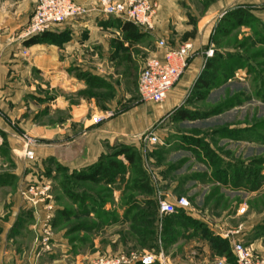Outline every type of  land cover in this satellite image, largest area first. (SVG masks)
<instances>
[{"label": "rangeland", "instance_id": "374dc122", "mask_svg": "<svg viewBox=\"0 0 264 264\" xmlns=\"http://www.w3.org/2000/svg\"><path fill=\"white\" fill-rule=\"evenodd\" d=\"M230 1L176 2L193 15L194 33L200 17H210L202 50L213 46L221 59L205 97L191 87L177 109L193 119L166 112L130 138L105 141L95 161L74 168L59 157L88 158L96 113L163 105L166 99L146 101L138 87L159 39L147 32L138 46L118 35L111 41L113 68L101 74L104 51L89 30H60L58 23L33 44L68 53L65 72L48 76L30 66L25 44L36 36L25 34L39 0H0L7 18L20 8L17 26L0 21V64L6 53L11 59L0 72V264H91L98 256L145 250L164 264H238L239 240L254 258L264 256V0ZM77 105L84 107L81 120L69 124ZM65 126L72 130L64 135L41 131ZM152 131L161 143L146 142ZM29 138L33 159L26 156ZM109 166L110 173L100 172ZM179 196L190 199L186 213L161 214L153 205Z\"/></svg>", "mask_w": 264, "mask_h": 264}, {"label": "crops", "instance_id": "0c3cea01", "mask_svg": "<svg viewBox=\"0 0 264 264\" xmlns=\"http://www.w3.org/2000/svg\"><path fill=\"white\" fill-rule=\"evenodd\" d=\"M81 1V0H80ZM82 3H86L92 8V11L79 19H72L67 22L59 23L62 29H72L75 33L78 29H88L89 39L95 44L101 46L102 57L100 59L99 72L102 74L110 73L113 68V60L111 59V53L114 51L111 41L121 35L123 39L124 32L121 28V23L124 20L114 17L107 16L100 11L98 7L97 0H82ZM157 2V14L155 16V30L151 33L152 37L156 39H165L169 44L179 45L184 40H191L194 44L193 52L189 58L188 66L180 78V80L169 90L166 100L161 107H156L151 109V105L148 102H143L137 105L133 110L127 111L118 115H111L106 118L103 122L96 124L95 130L88 135V158H83L82 156H75L73 158L59 157L61 162L69 167H79L86 165L87 163H92L95 161L103 151L105 141H113L115 139L130 138L132 134H137L146 128L151 121H155L159 116L165 114L166 112H174V114L179 113L177 109L181 106L183 97L186 95L187 91L192 87L194 89L195 84L200 77V74L204 70L206 60L202 47L205 45L210 33V27L208 23L210 22L207 16L200 17L197 24V32L194 33L193 29V15L188 16L185 9L177 6V0H154ZM234 0L230 2L233 3ZM238 1V0H236ZM79 2V1H78ZM229 2V0H227ZM244 2V1H243ZM81 3V2H80ZM5 6V5H4ZM7 6V5H6ZM6 8H0V21H5L10 25V27L17 26L18 13L20 8L17 7L12 13L11 18L6 16ZM211 13V12H210ZM212 15V14H211ZM116 20L117 24H113ZM19 23V22H18ZM25 23V22H23ZM22 23V24H23ZM85 27V28H83ZM74 29V30H73ZM116 31V33H114ZM141 32H144L141 30ZM127 41V40H126ZM139 46L140 39L137 41ZM135 42V43H136ZM128 43L126 42L125 45ZM2 47V46H1ZM64 47V46H63ZM63 47L50 44H38L29 45L30 48V66L41 69L46 75H51L53 73L63 74L65 68H67V51ZM98 49V48H97ZM99 49V50H100ZM162 50L156 53L160 55ZM130 57L133 59H139V54L135 55L132 51L130 52ZM6 56V57H5ZM6 58L4 60V65L0 64V72L4 71L8 66H11V59L7 58V53L4 55ZM3 57V58H4ZM73 86L76 85L75 82H71ZM83 105L74 106L72 109V116L69 118L68 122L77 123L80 122L83 115ZM150 109V111H149ZM102 112L96 113V115L105 114L106 112H112L111 110H101ZM180 111V110H179ZM153 113L152 115L150 113ZM150 114V115H149ZM67 122V123H68ZM63 130L59 128L53 131L52 128L43 127L42 132H58L60 134H66L72 129L65 126ZM39 132V130H36ZM49 135V134H48ZM44 151V150H43ZM47 153H51L50 151ZM84 159L86 160L84 162ZM171 201V200H170Z\"/></svg>", "mask_w": 264, "mask_h": 264}, {"label": "built area", "instance_id": "2783aa9c", "mask_svg": "<svg viewBox=\"0 0 264 264\" xmlns=\"http://www.w3.org/2000/svg\"><path fill=\"white\" fill-rule=\"evenodd\" d=\"M100 11L107 16H114L124 21H130L144 32L152 33L155 30V16L158 4L154 0H97ZM92 11L75 0H39L31 22L26 30V36L40 35L51 30V27L72 19L83 18ZM148 58L140 73L138 87L141 96L146 101L162 102L167 98L169 90L180 80L184 74L189 58L193 52L194 44L191 40H184L179 45L169 44L165 39L158 40V51ZM206 58L215 54L213 46L206 50ZM112 115V112L96 115L94 123L99 124ZM148 144L161 143L159 133L152 131L146 135ZM29 147L27 158L36 157L32 140L28 139ZM190 199L187 196L176 197L174 201L166 198L159 199V212L161 214H174L183 210L189 211ZM242 211L245 208H241ZM233 253L238 264H264V256L253 257L252 251L240 240L233 243ZM164 264L154 252L145 250L139 254L118 253L111 256H98L91 264H153L156 261ZM217 264H225V260H219Z\"/></svg>", "mask_w": 264, "mask_h": 264}, {"label": "trees", "instance_id": "16d2710c", "mask_svg": "<svg viewBox=\"0 0 264 264\" xmlns=\"http://www.w3.org/2000/svg\"><path fill=\"white\" fill-rule=\"evenodd\" d=\"M230 15H234V14H230ZM121 25H122L121 26L122 31L124 32V39L129 41L130 43L131 42L135 43L138 39L141 40V38L143 36L147 35V32H141V29L137 25H135L134 23H132L130 21H124V22L121 23ZM48 35H50L49 31L45 32L43 34H40V35H36L35 37L26 40L25 44L29 46V45H32L34 43L40 42L42 40V37H46ZM220 60L221 59L218 57V55H214L213 57L208 58V61H207L206 65H205V67H204V70L200 74V77L198 78V80H197V82L195 84V87H194L195 89H197V87H198L199 89H203L204 90V94L202 93L199 96L200 99H203L205 97L206 92L209 91V89H211V87L213 86V82L217 78L216 75H215V72H217V70L219 68L218 67L219 66L218 63H219ZM211 70H213V71H211ZM179 117L182 118V119H186V118L193 119L192 116L189 115V113L186 110H180L179 111ZM129 151H130V148H123L120 153L126 154L127 159L131 163H134L135 162L134 154L129 153ZM111 164H112L113 167L120 165L117 160L111 161ZM102 169L103 170L100 169V172L102 171L104 174L110 173V166L107 167V168L103 167ZM141 174L143 175V178H146L145 177L146 174H144V173H141ZM153 205L159 211V201L157 203L154 202ZM182 212H185V211L182 210ZM170 215H172V214H170ZM203 232H204L203 234H205L204 237H206V239H207V232L204 229H203ZM148 233L152 234V232H148ZM137 264H142V263L139 262ZM153 264H160V263L157 261V262H155Z\"/></svg>", "mask_w": 264, "mask_h": 264}]
</instances>
